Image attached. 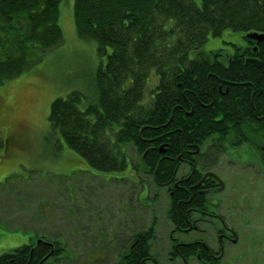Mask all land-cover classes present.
<instances>
[{
	"label": "trees",
	"instance_id": "1",
	"mask_svg": "<svg viewBox=\"0 0 264 264\" xmlns=\"http://www.w3.org/2000/svg\"><path fill=\"white\" fill-rule=\"evenodd\" d=\"M60 2L0 0V83L33 67L61 42ZM72 11L77 34L95 40L98 53L106 60L94 76L97 99L81 109L79 90L55 97L48 123L68 148L102 172L126 168L124 143H134L141 152L149 143L144 138L154 137V145L173 156L171 162L162 159L159 168L155 166L156 151L148 150L145 165L155 182L171 176L169 168L178 160L180 143L200 142L211 122L212 111L200 106L186 114L190 109L184 97L188 95L186 89L192 85L194 92L199 89L186 66L205 65L193 71L199 80L207 72L217 75L220 70L211 66V60L189 61V51L199 49L209 35H220L227 28L246 35L252 31L264 33V0H73ZM257 48L261 60L253 64L233 61L238 66L226 72L229 77L246 80L247 87L252 80L263 89L264 39ZM151 72L157 83L148 100L141 103ZM236 95L226 100L231 111L248 105L246 93L244 101H238L241 94ZM57 143L60 146L59 140ZM185 185L189 187L190 183ZM201 198L195 193L189 201L187 190L176 192L166 208L168 219L176 223L180 219L176 205L181 199H186L187 205L203 206ZM154 232L150 226L133 234L137 242L132 250L129 253L122 248L113 264H126L125 258L128 264H147ZM53 240L58 258H64L66 246L59 239ZM29 244L12 249V254L0 253V264H51L42 262L41 256L32 258ZM42 245L47 251L48 247Z\"/></svg>",
	"mask_w": 264,
	"mask_h": 264
},
{
	"label": "rangeland",
	"instance_id": "2",
	"mask_svg": "<svg viewBox=\"0 0 264 264\" xmlns=\"http://www.w3.org/2000/svg\"><path fill=\"white\" fill-rule=\"evenodd\" d=\"M72 6L73 0L59 4L61 42L33 67L0 83V253L44 237L66 246L58 264H113L133 234L153 226L152 256L160 264H182L168 260L170 242L207 237L209 229L222 224L217 215H204L211 224L205 221L200 229L173 228L166 215L168 195L138 165L134 146L122 145L135 170L126 166L121 171H97L48 123L55 97L79 90L81 109L97 99L94 76L106 60L95 40L77 34ZM243 33L224 29L220 35H209L199 50L233 47L244 42ZM155 81L151 72L141 103L149 98ZM222 169L219 165L215 170ZM236 170L241 180L227 176L224 189L210 194L207 204L212 211L226 200L229 205H222V213L233 219L229 224L239 233L237 242L226 244L221 264H264V170L254 165ZM213 234L210 230L211 242Z\"/></svg>",
	"mask_w": 264,
	"mask_h": 264
},
{
	"label": "flooded vegetation",
	"instance_id": "3",
	"mask_svg": "<svg viewBox=\"0 0 264 264\" xmlns=\"http://www.w3.org/2000/svg\"><path fill=\"white\" fill-rule=\"evenodd\" d=\"M243 38V43L238 45L233 43V47H227V49L220 46L208 52H203L199 48L193 49L197 50L195 55L190 56L188 54L189 61L203 60V62H209L211 60V66L220 70V74L217 75L213 72H207L205 77L202 76L201 80H199L193 74V71L195 69L199 70L205 65L189 63L186 66L190 72V79L199 86L196 92L191 89L193 85L186 89L188 95H184V97L190 105V109L186 114L190 115L193 107L200 106L205 111H212L211 124L209 123V129L205 131L206 135L200 139V142L180 143V152L176 155L178 160H175L174 164L169 168V175L171 176L163 177L162 181L155 182L154 178L152 180L157 186L165 189L169 203L170 198L180 190L188 191L189 201L195 193L202 197L203 206L187 205L188 201L186 199H181L177 203L176 210L180 219L177 223L171 221L173 228L181 231H191L200 229L205 221L211 224V220L204 215H217L222 224L216 229H209L207 237L169 241L170 246L166 256L170 261L179 259L182 264H193L192 261L199 264L200 262L203 264H221L226 244L237 242L239 233L236 228L229 224L233 219L227 218L222 213V205L225 206V203L229 205V203L226 200H222V205L211 211L207 207L209 195L224 189V179L227 176L233 177V175H237L240 179V175L237 174L236 170L239 167L254 165L264 170V88L261 89L252 80H250L251 82H249L247 87L248 82L246 80L237 79L235 76L229 77L228 72H226L227 69L238 66H235L233 61L245 63L250 61L253 64L255 61L261 60V55L257 48L258 43L247 37L246 33H243ZM155 83H157V78ZM176 84L180 86V81H176ZM233 93L241 94L238 101H244L246 93L248 105L239 106L234 111L229 110L226 100ZM174 111L171 112V115ZM144 139L148 140L149 143L144 142L145 146L141 152L134 143H127L135 147L140 155V163L138 165L140 164L139 166L152 178L145 165V157H149L147 155L148 150H152L151 153L156 151L158 158L155 161V166L159 168L162 159L171 162L173 156L165 154V150L161 146H155L154 137L147 136ZM126 160L127 166L135 170L128 156ZM219 165H223L224 169L215 170L218 169ZM161 172L164 173L163 170ZM131 174L133 175V172ZM187 182L190 183L189 187L185 185ZM235 191L237 195L240 194V188H236ZM227 209L230 211L229 207ZM225 218H227L228 222L225 221ZM173 228L171 231L174 230ZM210 230L214 231V242H211ZM41 242L48 247L47 251H45L43 245L40 246ZM135 242L137 240L131 239L125 247L129 253ZM28 248V254L32 258L33 256H41L40 260L45 263L58 264L63 259L58 258V250L57 253L55 252L54 240L37 237L29 244ZM12 253V249L2 252L3 255ZM161 253L164 255L163 252ZM147 257V264H160L152 256V253ZM125 262L128 264L129 260L125 258Z\"/></svg>",
	"mask_w": 264,
	"mask_h": 264
},
{
	"label": "water",
	"instance_id": "4",
	"mask_svg": "<svg viewBox=\"0 0 264 264\" xmlns=\"http://www.w3.org/2000/svg\"><path fill=\"white\" fill-rule=\"evenodd\" d=\"M247 37L255 40L256 43H258L264 39V33H258V32L252 31V32L247 33ZM46 243H50V242H46Z\"/></svg>",
	"mask_w": 264,
	"mask_h": 264
}]
</instances>
